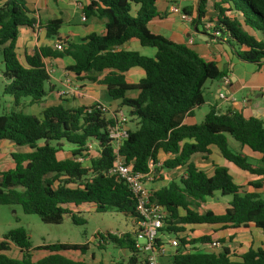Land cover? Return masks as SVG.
<instances>
[{"label": "trees", "instance_id": "trees-1", "mask_svg": "<svg viewBox=\"0 0 264 264\" xmlns=\"http://www.w3.org/2000/svg\"><path fill=\"white\" fill-rule=\"evenodd\" d=\"M159 0H87L83 12L88 18L106 19L103 34L92 33L84 39L71 41L59 33L61 20H51L46 26L49 36L64 43L63 50L42 46L22 60L18 54V37L24 27L35 24L29 0H0V63L5 79L4 94L13 97V108L0 114V141H10L15 150L10 156L13 167L0 171V205H19L25 214H36L43 222L61 224L66 216L83 224L80 205L93 204L97 212L117 211L136 218V198L128 185L111 174L116 158L110 126L115 118L99 103L67 107L62 103L44 104L51 74L44 58L70 56L74 64L68 67L78 80L104 84L109 95L135 119L129 137L120 147L126 161L138 171L148 172L151 161L157 162L159 151L172 155L163 168L186 166V174L173 179L167 186L153 191V202L166 211L163 232L177 235L179 245L170 264H264V248L250 247L233 255L231 251L201 248L211 243L209 234L192 236L186 225L213 224L226 229L241 230L250 225L264 234V197L238 185L225 166H216L209 174L192 161L196 153L211 154L209 146L217 145L223 156L242 170L264 177V120L247 117L242 111L221 113L212 107L203 121H195V109L205 103L206 84L222 80L226 71L216 62L204 58L193 46L177 42L150 29V22L162 16ZM208 0H198L196 6L181 9L191 17L197 32L217 42L233 47L241 60L260 64L264 61V0H217L215 16L207 18ZM137 8V9H136ZM136 12L134 13V11ZM210 23V25H208ZM155 47L154 57L138 51L120 48L131 39ZM134 66L145 70L136 84L126 77ZM134 93V94H132ZM132 94V95H131ZM42 106L35 115L20 107L23 99ZM229 137L262 155V164L255 163L230 147ZM192 139V142L185 141ZM94 143V149L89 148ZM71 148L65 151V145ZM96 151V156L92 152ZM67 152L65 157L60 152ZM90 160L85 166L84 161ZM258 189L262 182L251 183ZM216 193L231 196L224 213L212 210L198 212ZM181 210L185 213L182 214ZM133 231L117 235L99 234L98 247L114 244L130 251L125 260L112 264H146L139 260ZM5 239L18 246L22 258L0 252V264H107L75 260L60 251L86 254L90 243L57 242L36 247L51 252L33 262L29 254L32 243L23 226L10 229ZM6 242L0 250H9ZM95 259V253H92ZM111 264V263H109Z\"/></svg>", "mask_w": 264, "mask_h": 264}, {"label": "crops", "instance_id": "crops-1", "mask_svg": "<svg viewBox=\"0 0 264 264\" xmlns=\"http://www.w3.org/2000/svg\"><path fill=\"white\" fill-rule=\"evenodd\" d=\"M172 1L173 0L158 1V8L162 13V16L157 17L150 22V29L156 33L164 34L165 36L177 42H186L193 46L204 58L215 61L219 69L226 71V75H228L231 79V82L227 84V86L222 83V80L207 82L205 103L195 109V121H203L205 115L212 107L217 108L221 113L242 111L247 117L256 116L264 120V61L260 64H257L241 60L236 54H234L233 47H231L228 43H219L215 39H210L208 35L197 32L195 27L191 24V21L188 22V19H184L185 17H183L182 13H175L172 10L174 5L180 6L181 9L189 5L196 6L198 0H195L194 3L188 2V0H176L175 2ZM216 1L217 0H208L207 18L215 16L214 3ZM86 2L87 0L83 2L81 0H70L69 3L67 0H29V5L34 11L33 15L35 17V24L33 27H24L21 29L17 42L19 57L22 60H25L27 55H32L42 46L56 48V42L59 41V38L55 35L49 36L46 29V26L51 20L57 19L62 21V24L59 28V33L63 38H67L71 41L84 39L92 33H105L106 19L99 18L97 16H90L88 18L86 17V20L84 21L82 19L83 15L80 13V19L75 20V14L79 12L78 9L83 11V6L86 4ZM78 3H81L82 6L78 5ZM135 12L136 10L134 13ZM208 25H210V23H208ZM200 35L207 36L208 39L201 37ZM120 48L138 51L139 53L150 57H154L157 52L155 47L142 45L141 42L135 38L125 42ZM44 62L46 63L47 69L51 74V79L47 84L48 94L44 99V104L62 103L67 107H78L80 105L105 103L112 108L118 106V102L109 95L106 85L88 80H78L75 74L68 70V67L74 64V59L72 57H46L44 58ZM1 66L2 64L0 63V67ZM144 76L145 70L139 66H134L126 72V77L132 84L138 83ZM221 90H225L228 95H234L237 98V102L233 103L229 100H222L219 97V92ZM63 92L66 93L62 95ZM58 96H62L59 97V101L49 103L48 100H50V98L55 100ZM12 100L13 99H11V101ZM24 100L26 99L22 100V104ZM32 106L34 108L37 107L39 109V113L43 109L42 106L38 104H33ZM205 107L208 109L205 110L202 120L197 121V111L203 110ZM233 140L234 139L232 137H229V143L232 150L241 151L242 154L248 156L251 161L262 164V155L260 153L253 152L246 146L242 147L239 142H234ZM185 141L192 142L193 140L186 139ZM0 142L10 144L12 147H14V150L16 149L10 141L2 140ZM209 148L211 149V154L208 156H206L204 153H196L192 156V161L195 163L198 169L212 174L216 166H225L228 168L230 174L234 178V181L238 185L245 187L248 190H254L264 194V186L262 188L256 189L251 185V183L258 182H262L264 185L263 176L250 174L227 160L217 145L211 144ZM13 151L9 149V152L5 154L10 157V154ZM171 156L172 155L166 154L163 151H159L157 162L163 163L164 160ZM185 174L186 166H181L176 169L162 168L160 175L154 181L148 182V186L152 191H155L167 186L175 176H184ZM160 176L163 177L161 180L158 179ZM229 200L230 199L227 196H222L221 194L216 193L214 197L207 198L206 203L202 206L203 211L212 210L216 214H222L225 212ZM4 206H7L5 207L6 209H2V207H0V244L6 242L9 245V250H0V252L7 253L11 256L12 253H16V255L13 257L22 258L23 253L21 249L11 241L5 239V234L10 229L17 226H22H13L14 219H19V206ZM87 208L92 211H96L93 204L80 205L75 209V211H80L82 214ZM191 208L195 210L193 207ZM218 227L223 226L213 224H187L186 231L190 235H192L191 231L196 232V236L204 234L210 235L211 231ZM199 229L202 232H200ZM226 230L235 231L232 229ZM236 231L238 232L234 237V243L237 245H243L241 246L242 249L240 250H235L238 249L235 246L229 247L232 253L231 259L233 261L238 263L242 262L240 257L233 255L234 251L242 253L248 250L250 247L264 248V234L260 229L250 225L249 228ZM229 235L230 233H228V236ZM213 240H215L214 237ZM46 244L47 243L45 242L36 245L32 243V249L29 250V254L33 262H36L51 254V252L46 249L36 248ZM200 247L204 249L209 248L204 247L203 245ZM37 250H44L45 254L41 258L35 259ZM91 250L92 248L90 245L89 251L86 254H83V260L87 261L85 258ZM66 252L67 251H60L58 253L66 256ZM92 253H95V251H92ZM172 253L173 249L168 248V254L161 258V264H164L163 259L165 258H168L171 261ZM77 260L82 259L78 258Z\"/></svg>", "mask_w": 264, "mask_h": 264}, {"label": "rangeland", "instance_id": "rangeland-1", "mask_svg": "<svg viewBox=\"0 0 264 264\" xmlns=\"http://www.w3.org/2000/svg\"><path fill=\"white\" fill-rule=\"evenodd\" d=\"M82 2L85 0H81ZM176 0H173L172 2H175ZM195 0H188V2L194 3ZM69 3L70 0H67ZM172 4V3H171ZM79 12L75 14V20L80 19V13L84 15V12L81 9H78ZM188 22L191 21L189 18ZM2 60V56L0 54V61ZM0 67V114H8L13 108V97L8 94L3 93L4 85H5V79L2 76ZM48 88V85H47ZM133 94V93H132ZM131 94V95H132ZM58 96L55 100L50 98L49 103L57 102L59 101ZM33 104L30 102V99L24 100L23 104L21 105V109L30 114H39L38 108L33 107ZM208 108H203V110L197 111V121H201L203 118V114L205 110ZM112 110H115V108H112ZM136 120L130 119L129 121V128H135L136 127ZM235 142V140H233ZM14 147H12L10 144H5L0 142V171L8 169L10 167H13L14 163L11 159V156L9 157L7 152L10 150H14ZM71 148L70 145H65V151H68ZM60 152L61 157H65L67 155V152ZM93 156H96V151L94 150L92 152ZM162 159V158H161ZM90 160L87 159L84 162L85 166L90 165ZM161 173V169L159 170ZM173 175V174H171ZM174 176V175H173ZM181 175H177L174 177V179H179ZM163 177H159L158 179L161 180ZM264 197V194H262ZM229 199H231V196H227ZM217 200V199H215ZM214 200V201H215ZM222 201V199H221ZM19 206V205H18ZM2 209H6L4 205H1ZM196 211L201 212L203 211L202 207H196L192 206ZM19 209V219H14L13 226L16 225H22L26 230L28 231V235L30 236V240L33 244H40L42 242H45L47 244L51 243H57V242H66V243H90L92 250L89 252L87 257L85 258L89 262L97 263L98 261H103L107 264L109 263H116L121 260L127 259L128 256H130V251L127 248H122L120 246H115L114 244H104L106 247L105 249H100L98 247L99 240L95 239L98 237L99 234H105L107 232H110L112 234H123L125 232L133 231L134 225H133V218L131 216H127L124 213L117 212V211H107V212H97L92 211L89 208H87L85 211H83L82 214H80L81 218L85 219V223L83 224H77L72 221V219L69 216H66L65 220L61 224H51L46 223L41 220V218L36 214H25L21 207H18ZM184 214L185 211L181 210ZM200 232H202L199 229ZM199 232V233H200ZM238 231H231L226 230L224 227H218L214 228L211 231V236L214 237L215 240L219 242V245L215 248H206L207 250L211 251H220L223 250L225 247H233L235 246L240 250L242 249V245H237L234 243V237L237 234ZM192 235H197L196 232L191 231ZM228 233L230 235L228 236ZM168 236H174V234L168 233ZM177 236V235H176ZM178 237V236H177ZM179 239V238H178ZM232 245V246H231ZM92 251H95V259L92 258ZM45 254L44 250H37L35 259L41 258ZM16 253H12V256H15ZM40 256V257H39ZM66 256L73 258L77 260L78 258H81L83 260L84 256L79 251H67ZM164 264H170V259L165 258L163 259Z\"/></svg>", "mask_w": 264, "mask_h": 264}, {"label": "built area", "instance_id": "built-area-1", "mask_svg": "<svg viewBox=\"0 0 264 264\" xmlns=\"http://www.w3.org/2000/svg\"><path fill=\"white\" fill-rule=\"evenodd\" d=\"M78 5L82 6L81 3H78ZM172 10L175 13H181V8L178 5H174ZM183 17L191 19V17L186 15H183ZM82 19L86 20L85 14ZM56 48L63 50L64 43L60 40L57 41ZM230 82L231 79L228 75L222 78V83L225 86ZM65 93L63 92L62 95ZM219 97L225 101L237 102V98L234 95H228L225 90L219 92ZM99 104L104 111L110 113L115 118V122L110 126L109 130V136L112 139L116 155L114 166L110 170V173L121 178L128 185L137 200V216L133 218L137 256L140 261L146 264H161V258L168 254V248L173 249V255L179 245V239L176 235L168 236V233L162 231L166 211L153 202V191L148 186V182L154 181L160 175L159 170L163 168V163L151 161V168L148 172L138 171L134 168L133 162L128 163L126 158L120 154V147L129 137L130 117L124 108L115 107V110H112V107L105 103ZM88 146L90 149H94L95 145L92 142ZM82 161L85 162V160ZM218 245L219 242L213 240L211 243L204 244L203 246L215 248Z\"/></svg>", "mask_w": 264, "mask_h": 264}, {"label": "water", "instance_id": "water-1", "mask_svg": "<svg viewBox=\"0 0 264 264\" xmlns=\"http://www.w3.org/2000/svg\"><path fill=\"white\" fill-rule=\"evenodd\" d=\"M195 29H196V27H195ZM197 31V30H196ZM201 37H205L206 39H208V37L207 36H204V35H200Z\"/></svg>", "mask_w": 264, "mask_h": 264}]
</instances>
